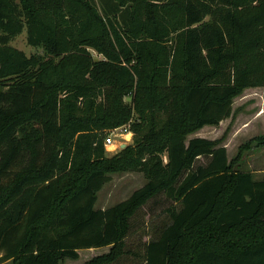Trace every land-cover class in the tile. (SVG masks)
Returning a JSON list of instances; mask_svg holds the SVG:
<instances>
[{
	"label": "trees",
	"instance_id": "1",
	"mask_svg": "<svg viewBox=\"0 0 264 264\" xmlns=\"http://www.w3.org/2000/svg\"><path fill=\"white\" fill-rule=\"evenodd\" d=\"M24 32L47 56L11 44ZM248 86H264V0H0V263L109 246L83 264H119L132 217L164 192L144 264H264V176L190 137ZM133 108L137 146L108 157L106 131ZM123 168L147 182L97 207Z\"/></svg>",
	"mask_w": 264,
	"mask_h": 264
},
{
	"label": "rangeland",
	"instance_id": "2",
	"mask_svg": "<svg viewBox=\"0 0 264 264\" xmlns=\"http://www.w3.org/2000/svg\"><path fill=\"white\" fill-rule=\"evenodd\" d=\"M11 44L17 49L23 50L27 55H40L44 57L47 53L41 48H34L28 44L27 33L17 36ZM96 57H101L95 50L91 49ZM47 56V55H46ZM54 57V55H50ZM48 58V57H47ZM55 58V57H54ZM49 59V58H48ZM120 99L128 105H134L132 95L124 92ZM135 122H141L139 112L133 108L132 116L127 124L123 126L130 128L129 132H122L115 136V142L104 146L106 155L111 157L119 153L128 145L137 146L140 132H136ZM107 130L106 132H108ZM190 137H206L219 140L225 145L230 160H238L236 166L241 169L250 170L256 179L264 176V86H248L240 91L234 98L233 112L230 117L224 119L218 125H206L193 131ZM165 160L167 157L165 156ZM204 157L200 162H205ZM148 180L146 174L139 170L120 169L112 174V179L99 191L97 207L107 208L122 200L127 199L134 190L142 187ZM171 203L164 192L151 199L140 208L132 217V227L126 238L129 252L121 259L119 264H144L142 257H136L135 252H141L144 245L150 241L156 232L167 222L168 214L165 208ZM110 250L109 246L99 248H83L79 250L76 259L65 257L60 264H83L94 256L103 254ZM0 264H12L11 260Z\"/></svg>",
	"mask_w": 264,
	"mask_h": 264
},
{
	"label": "built area",
	"instance_id": "3",
	"mask_svg": "<svg viewBox=\"0 0 264 264\" xmlns=\"http://www.w3.org/2000/svg\"><path fill=\"white\" fill-rule=\"evenodd\" d=\"M122 128H119V127H116V128H113L111 130H109L107 133H106V136H105V142L106 144H111V143H114L115 142V136L118 135V134H123L122 132H129V127L128 126H123V129L124 131L120 130Z\"/></svg>",
	"mask_w": 264,
	"mask_h": 264
}]
</instances>
